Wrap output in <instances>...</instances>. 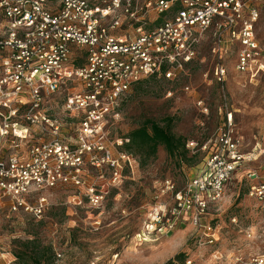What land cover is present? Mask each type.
<instances>
[{
	"label": "built area",
	"instance_id": "obj_1",
	"mask_svg": "<svg viewBox=\"0 0 264 264\" xmlns=\"http://www.w3.org/2000/svg\"><path fill=\"white\" fill-rule=\"evenodd\" d=\"M263 9L264 0H0V209L40 220L48 208L41 194L60 186L83 188L91 207L100 208L109 187L136 164L109 140L127 94L154 76L176 79L209 32L220 58L237 46L238 72L264 70L256 35ZM226 77L218 66L222 89ZM220 111L223 122L197 174L182 190L166 182L175 205L163 207L144 235L171 232L186 218L196 245L221 243L210 210L255 158L242 152L225 96ZM89 170L98 172L97 181L86 179ZM249 196L264 218V182ZM238 261L264 264V254ZM16 263L0 247V264Z\"/></svg>",
	"mask_w": 264,
	"mask_h": 264
},
{
	"label": "rangeland",
	"instance_id": "obj_2",
	"mask_svg": "<svg viewBox=\"0 0 264 264\" xmlns=\"http://www.w3.org/2000/svg\"><path fill=\"white\" fill-rule=\"evenodd\" d=\"M256 35L264 52V9ZM237 52V46L227 47L220 58L209 32L184 72L174 80L158 77L133 88L121 104L119 119L108 127L109 140L124 150L129 133L145 119L174 118L173 132L186 139L189 156H194L191 165H178L160 147L148 165L133 155L136 164L120 184L109 187L98 209L91 207L83 188L72 186L41 194L48 208L40 220L0 209V247L15 255L23 252L22 244L34 241L37 248L50 250V258L41 264H165L180 253L187 256L185 264H241L238 260L264 254V218L259 203L249 196L253 184L264 182V70L238 72ZM260 61L264 65V53ZM221 65L227 70L224 89L215 79V69ZM223 96L233 112L242 152L255 160L242 165L224 201L210 210L214 223L221 225V243L216 248L196 245L186 218L171 232L144 235L146 224L163 207L170 210L175 205L166 182L182 190L203 164L223 122ZM98 177L97 171L89 170L86 179L97 181ZM234 217L237 223L232 222ZM16 264L37 263L17 258Z\"/></svg>",
	"mask_w": 264,
	"mask_h": 264
},
{
	"label": "trees",
	"instance_id": "obj_3",
	"mask_svg": "<svg viewBox=\"0 0 264 264\" xmlns=\"http://www.w3.org/2000/svg\"><path fill=\"white\" fill-rule=\"evenodd\" d=\"M156 78L158 77L154 76L148 80L142 81L136 84L134 88H142ZM174 124L175 119L171 117L164 118L161 121L145 119L137 128L129 133L127 138L129 143L125 144L124 151L133 154L135 157L139 156L144 166L155 160L159 148L163 147L169 158L178 165H191L194 162V156H189L190 152L187 149L186 139L173 132ZM22 245L24 248L23 252L15 254V256L21 260L24 258H31L35 263L41 264L43 260L50 258V250L46 248H37L34 241H28ZM186 259V254L180 253L165 264H185Z\"/></svg>",
	"mask_w": 264,
	"mask_h": 264
}]
</instances>
